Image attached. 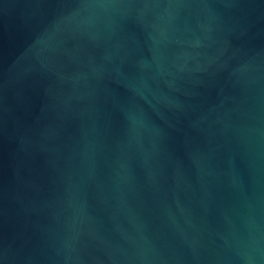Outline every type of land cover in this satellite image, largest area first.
<instances>
[{
	"label": "water",
	"instance_id": "95a60500",
	"mask_svg": "<svg viewBox=\"0 0 264 264\" xmlns=\"http://www.w3.org/2000/svg\"><path fill=\"white\" fill-rule=\"evenodd\" d=\"M0 264H264V0H0Z\"/></svg>",
	"mask_w": 264,
	"mask_h": 264
}]
</instances>
